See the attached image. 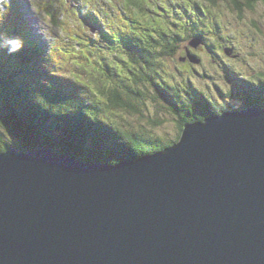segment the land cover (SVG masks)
<instances>
[{"label": "water", "instance_id": "1", "mask_svg": "<svg viewBox=\"0 0 264 264\" xmlns=\"http://www.w3.org/2000/svg\"><path fill=\"white\" fill-rule=\"evenodd\" d=\"M0 264H264V108L115 166L0 154Z\"/></svg>", "mask_w": 264, "mask_h": 264}, {"label": "trees", "instance_id": "2", "mask_svg": "<svg viewBox=\"0 0 264 264\" xmlns=\"http://www.w3.org/2000/svg\"><path fill=\"white\" fill-rule=\"evenodd\" d=\"M80 1L68 6L70 18L65 23L55 21L54 26L63 34L57 36L58 43L49 55L26 30L25 14L19 7L8 6V13L0 15V154L12 148L48 147L88 163L111 166L157 154L180 140L166 143L150 139L117 125L112 116L117 110L140 113V107L151 98L150 90L183 114L182 133L188 124L203 123L226 112L205 96L200 100L181 98L178 106L170 101L171 89L161 84L159 70L161 61L176 51L170 37L175 31L170 33L161 23L162 28L156 29V22L148 18L147 9L151 8L145 7L149 1L123 0L129 5L124 7L128 12L117 4L125 18L121 20L118 14L120 23L111 24L109 19L100 20L85 0L82 5ZM206 1L217 7L222 0ZM227 1L243 15L264 0ZM109 6L115 9L113 4ZM48 7L55 12L54 6ZM167 9L160 4L152 8L153 12L158 10L153 15L166 17L158 12L168 15ZM87 24L98 27L100 34L91 36ZM77 25L84 31H75ZM172 25L179 27L175 22ZM206 27L201 23L193 26L195 36L202 41L207 40ZM183 59L190 61L189 56ZM172 91L176 98L181 95L173 87ZM257 92L253 89L258 98L254 94V104L251 101L250 105L264 103Z\"/></svg>", "mask_w": 264, "mask_h": 264}, {"label": "rangeland", "instance_id": "3", "mask_svg": "<svg viewBox=\"0 0 264 264\" xmlns=\"http://www.w3.org/2000/svg\"><path fill=\"white\" fill-rule=\"evenodd\" d=\"M80 2L81 5L84 4L83 0ZM85 2L96 10L100 20L104 18L106 22L109 19L107 15L110 16L109 12L115 13L113 15L116 17L119 14L121 20L125 18L116 6L121 4L120 8L123 10L126 4L123 0H85ZM146 2L148 3L145 7L151 8L147 9L150 15L148 18L151 22H156L154 23L156 29L164 26L170 33L175 31V35L173 33L170 37L171 42L176 46V51L171 54L172 56H166V59L161 61L159 70L161 84L171 89L168 95L171 102L176 101L178 106L181 98L200 100L205 96L220 107L232 106L240 110L245 108L246 101L253 100L256 94L253 93V89H257L258 95L264 97V94H261L264 93V1L258 4L254 11L245 10L243 15H240L227 0L220 1L217 7L207 3L206 0H147ZM72 3L73 0H5L2 4L0 1V15L8 13V5L19 7L25 14L28 33L46 50H52L58 43L57 36L63 34L57 29L58 27H55L57 26L55 21L65 23L70 18L67 8L69 5L72 7ZM109 4H113L115 9H111ZM160 4L171 12L168 15L158 12L166 17L153 15L158 10L153 12L152 8H158ZM49 5L54 6L55 10L59 8L60 11L53 12ZM73 5L75 10L81 12L78 6ZM126 5L129 7L128 4ZM137 10L138 13L142 11L140 8ZM203 12L206 13V17ZM80 18L81 14L78 20ZM108 22L113 23L110 20ZM174 22L179 24L178 28L172 25ZM77 23L79 24L80 21ZM114 23L120 21L116 19ZM197 23H201L202 27L207 26L205 31L207 40L202 41L203 38L195 36L193 26ZM82 28L78 25L74 27L77 32ZM88 32L91 36H96L100 34V29L89 24ZM155 33L158 35L157 30ZM197 41H200L199 44L193 46ZM190 55L198 63L183 59ZM245 83L251 85V88L247 89V94L246 90L242 89ZM172 87L181 93L177 98L174 97L175 91H172ZM149 95L151 98L140 107V113L130 114L117 110L113 112V121L133 133L150 139H158L166 143L179 141L182 137L180 116L183 114L172 110L169 103L159 99L155 90H150ZM252 103L254 104L253 101ZM250 104L242 110L255 108ZM262 107L264 108V105ZM6 138L8 143H13V140Z\"/></svg>", "mask_w": 264, "mask_h": 264}, {"label": "flooded vegetation", "instance_id": "4", "mask_svg": "<svg viewBox=\"0 0 264 264\" xmlns=\"http://www.w3.org/2000/svg\"><path fill=\"white\" fill-rule=\"evenodd\" d=\"M254 86L260 87L259 85H254ZM248 88H251V85H249V83H245L243 85V87H242V89H245L246 90V92H245L246 94H247V89ZM250 103H251L250 101H246L245 102V108H246V105H248ZM258 103H259V107H262L264 105V103H262L260 101H258ZM254 106H256V105H254ZM220 108H222V109L225 108L224 110L226 112L224 114L231 113V112H236V111H241L242 109H245V108H241L240 110H238V108H234L232 106H221ZM220 115H223V114H220ZM183 122H184V119H183V117L180 116V124H182Z\"/></svg>", "mask_w": 264, "mask_h": 264}, {"label": "bare ground", "instance_id": "5", "mask_svg": "<svg viewBox=\"0 0 264 264\" xmlns=\"http://www.w3.org/2000/svg\"><path fill=\"white\" fill-rule=\"evenodd\" d=\"M0 1H1V4L4 3V2H2L3 0H0ZM75 2H76V1L73 0V3H75ZM54 8H55V7H54ZM235 9H236V8H235ZM57 11H60V9L57 8V9L55 10V12H57ZM112 13H113V12H111V14H110V16H109V20H110L111 22L114 23V22L116 21L117 17H116L115 15H113L114 13H113V14H112ZM110 17H111V18H110ZM86 29L89 30V24H87ZM17 32H18V31H17ZM46 52H49V54H50V53H51V50H46ZM192 57H193V56H192ZM193 58H194V57H193ZM189 60H191V59H190V56H189Z\"/></svg>", "mask_w": 264, "mask_h": 264}]
</instances>
